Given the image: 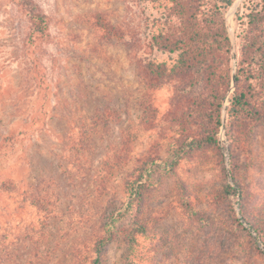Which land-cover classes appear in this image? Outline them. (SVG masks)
<instances>
[{
    "label": "rangeland",
    "instance_id": "rangeland-1",
    "mask_svg": "<svg viewBox=\"0 0 264 264\" xmlns=\"http://www.w3.org/2000/svg\"><path fill=\"white\" fill-rule=\"evenodd\" d=\"M245 1L223 13L236 60ZM34 2L49 36L31 43L25 14L0 0V264H91L103 223L113 230L104 258L126 264L124 183L139 170L149 236L138 238V264H264L243 217L264 223V121L230 142L233 84L218 142L184 146L176 158L200 126L184 118L180 82L153 85L140 69L170 57L151 45L163 9L145 0ZM185 190L197 217L180 205Z\"/></svg>",
    "mask_w": 264,
    "mask_h": 264
},
{
    "label": "trees",
    "instance_id": "trees-1",
    "mask_svg": "<svg viewBox=\"0 0 264 264\" xmlns=\"http://www.w3.org/2000/svg\"><path fill=\"white\" fill-rule=\"evenodd\" d=\"M25 14L29 29L28 41L34 43L48 39V17L37 7L34 0H12ZM163 9V15L156 21V29L151 35L153 48L166 52L167 60L153 59L144 63L140 69L148 83L153 85L163 81H177L182 84L176 91L185 101L186 121L198 124L199 137H188L175 151L180 158L179 149L184 146L203 148L218 142L221 126V108L226 94V126L230 142L246 139L254 125L264 121V0H248L243 6L245 11L239 15V39L237 60L232 78V56L230 41L223 13L233 0H145ZM109 36L116 35L106 21L99 25ZM181 123H184L181 121ZM183 142V141H182ZM188 142V143H187ZM174 157V158H175ZM135 169L133 172H137ZM126 179L122 218L126 217L129 227L123 237L126 243V264H138V238L148 237L147 224L141 219L144 207V188L142 172ZM231 193V185L226 184ZM235 192V190H234ZM180 205L188 213L198 216L188 203V192H179ZM243 214V213H242ZM264 246V223L249 214H243ZM112 223L100 226V235L93 245L91 264H108L103 256V248L113 237ZM262 229V230H261Z\"/></svg>",
    "mask_w": 264,
    "mask_h": 264
},
{
    "label": "water",
    "instance_id": "water-1",
    "mask_svg": "<svg viewBox=\"0 0 264 264\" xmlns=\"http://www.w3.org/2000/svg\"><path fill=\"white\" fill-rule=\"evenodd\" d=\"M236 3L234 5H236ZM226 26H227V24H226ZM227 28H228V26H227ZM228 37H229L230 47H231L230 53L232 56V62L234 64L235 60H236L235 37H234V34L231 30H228ZM233 77H234V71H232V78ZM223 122H224V109H223V113H222V123Z\"/></svg>",
    "mask_w": 264,
    "mask_h": 264
}]
</instances>
